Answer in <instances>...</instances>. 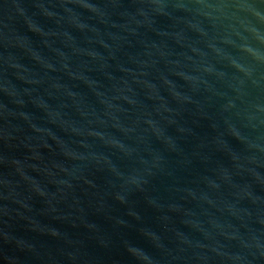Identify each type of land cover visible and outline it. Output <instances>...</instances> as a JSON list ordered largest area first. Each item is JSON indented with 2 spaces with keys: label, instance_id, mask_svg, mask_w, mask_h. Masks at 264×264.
Segmentation results:
<instances>
[{
  "label": "water",
  "instance_id": "water-1",
  "mask_svg": "<svg viewBox=\"0 0 264 264\" xmlns=\"http://www.w3.org/2000/svg\"><path fill=\"white\" fill-rule=\"evenodd\" d=\"M0 264H264V0H0Z\"/></svg>",
  "mask_w": 264,
  "mask_h": 264
}]
</instances>
